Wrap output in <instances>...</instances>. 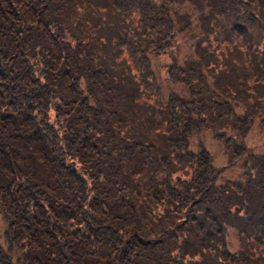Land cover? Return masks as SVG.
<instances>
[{
  "label": "trees",
  "instance_id": "16d2710c",
  "mask_svg": "<svg viewBox=\"0 0 264 264\" xmlns=\"http://www.w3.org/2000/svg\"><path fill=\"white\" fill-rule=\"evenodd\" d=\"M252 124L264 0H0V264H264Z\"/></svg>",
  "mask_w": 264,
  "mask_h": 264
},
{
  "label": "rangeland",
  "instance_id": "374dc122",
  "mask_svg": "<svg viewBox=\"0 0 264 264\" xmlns=\"http://www.w3.org/2000/svg\"><path fill=\"white\" fill-rule=\"evenodd\" d=\"M195 136H193V141L195 143H199L202 140H204V143H206L207 147L212 151L214 160L216 163H224L225 158L223 157L222 153L220 152L218 144L215 142V140L212 138L211 133L208 131H199L197 132ZM264 140V126L262 124H252V128L249 131L246 141L249 144H257ZM6 223L2 217H0V233L3 232V229L5 227Z\"/></svg>",
  "mask_w": 264,
  "mask_h": 264
}]
</instances>
